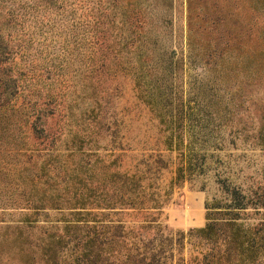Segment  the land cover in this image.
<instances>
[{"label": "rangeland", "instance_id": "374dc122", "mask_svg": "<svg viewBox=\"0 0 264 264\" xmlns=\"http://www.w3.org/2000/svg\"><path fill=\"white\" fill-rule=\"evenodd\" d=\"M0 97L15 111L4 158L29 179L7 178L21 196L0 202V264H20L4 228L26 247L25 215L46 227L83 205L134 226L111 173L139 179L185 264L219 248L222 264H264V0H0ZM207 218L218 236L200 241Z\"/></svg>", "mask_w": 264, "mask_h": 264}, {"label": "trees", "instance_id": "16d2710c", "mask_svg": "<svg viewBox=\"0 0 264 264\" xmlns=\"http://www.w3.org/2000/svg\"><path fill=\"white\" fill-rule=\"evenodd\" d=\"M14 112V106L0 97V123L13 122L15 117ZM23 117L21 123L24 126L28 125L26 128H31L29 119L26 116ZM11 128L9 127L10 131H12ZM6 131L5 127L0 128V202L17 201L20 199L19 196H21L8 189L10 188V183L7 180L8 177H12L20 183L23 181V178V183L29 181L28 178L23 176L22 178L19 176L15 177L16 169L12 166L11 162L4 158V156L9 157L17 154L16 150L12 148L8 149L7 147L5 138H9L12 144L16 139L4 136ZM19 139L21 142L24 141L26 139L25 133ZM189 165L187 162L178 165L174 183H178L184 178ZM112 176V183L114 184H118L122 180V187L125 188L126 193L123 195L124 192L121 190L114 193V199L121 197L122 201L126 203L117 205L128 206V210H131L128 215H133L140 219L134 226L126 227L120 222L117 225H113L111 221H106L105 223L97 222L95 220L96 217L104 216L102 212H99L101 209H86L83 205L78 208H71L73 211L69 212L70 218L62 214L59 219L54 221L60 225L51 224L46 227H32L34 220H30L25 215V219L20 221V223L26 224V229L30 231L28 232V240L30 239V241H28L26 247L24 246L27 243V239L25 240L26 242L22 239V227L7 226L4 228V232H9V239L13 237L14 241L23 248L17 249L20 264H185L184 258L181 255L183 244L180 243V240L158 235L157 228L159 227L155 225L156 218L154 217L156 212L151 210H156V200H152L153 204H149L150 202L146 204L139 179L135 175L119 173H111L108 177ZM120 193L121 196H119ZM52 196L43 193L35 199L53 203L54 199ZM63 202L65 203L67 200L63 199ZM52 205L50 204V210H60L58 206ZM105 207H107L106 204ZM43 210L45 208H27L28 212L26 213L32 214L35 217L38 211ZM108 210H115V208H108ZM5 211L4 208H0V218L5 215ZM207 221L205 227L196 232V238L200 241H211V239L218 236L220 224L212 222V218H207ZM92 225L97 226L94 227ZM96 229L99 231V235L94 232ZM114 229H117L121 233H118L116 236L109 235V231L111 232ZM12 230L18 233L15 234ZM72 234L76 238H72ZM253 235L256 236V233ZM238 239V233H233L228 239V244H234L235 249L242 250L245 245L244 243H239ZM260 239L264 240V238ZM251 240L254 241V239ZM254 249L258 251L261 249V246L253 248V245H250L247 247L248 254H251ZM221 252L225 253L220 248L216 250V253L212 256H216L215 261L209 264H222L221 259H217L220 258ZM199 255L202 260H199L197 264H205L206 255L201 253Z\"/></svg>", "mask_w": 264, "mask_h": 264}]
</instances>
